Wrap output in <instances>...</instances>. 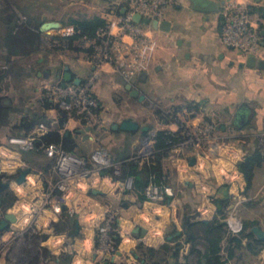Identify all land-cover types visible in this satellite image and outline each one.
<instances>
[{
	"label": "rangeland",
	"instance_id": "1",
	"mask_svg": "<svg viewBox=\"0 0 264 264\" xmlns=\"http://www.w3.org/2000/svg\"><path fill=\"white\" fill-rule=\"evenodd\" d=\"M118 2L119 0H0V71H5L2 78L3 82L0 94L4 99L10 101L8 103L10 105L7 106V118L0 120V147L7 145V138L9 137L7 136L8 131L14 133L16 130H19L18 124L22 117H28L36 112L40 114L39 111L44 109L41 106H44L47 99H55L49 95H52V89L63 81L65 71L72 74L73 80L75 78L80 80L76 88L79 91L85 90L84 96L91 98L96 104L94 107L92 106L94 110L91 111V114L94 118H92L93 121L89 125L91 128L95 130L103 127L109 129L112 124L118 122L122 117H134L141 125L145 126L151 123L150 113L161 110L159 105H162L157 104L156 101L152 102L149 99H144L139 102L137 98H133L130 95V91L125 88L127 79L122 73L117 71L110 61L104 60L107 50L103 42H108L107 38L110 33L115 34L116 32V30H112L111 23L116 17V6ZM12 15L16 16V22L20 27L28 26L29 28L30 26L27 24V20L41 21L42 17L43 19L45 17L44 22H60L61 27L49 29L43 35L37 33V43L35 42L31 46L27 42L24 44L18 43L17 52H11L10 54L7 50L5 54L2 46L4 45V37L7 34L8 24H6V20ZM94 18L105 21V26L97 30L94 38L83 36L72 24L74 21L82 22ZM110 47L111 44L107 48ZM176 49L177 44L172 42L171 50ZM73 80L68 82V84H72ZM259 82V79L252 80L251 89L253 93L250 97L251 99L245 101L246 106L252 111L249 124L244 126V129L235 131L234 137L229 138V136L226 139H219L221 144L230 145L241 152V156L237 159V164L244 161L248 155L253 154L255 150H258L264 155V108H262L264 98L261 96L264 94V88H259ZM144 89L146 95L150 93L147 86H144ZM51 103L54 105L53 101ZM79 103V109L81 110L83 102L79 101ZM261 103L262 106L260 107ZM79 109H75L76 111L73 114L68 115L79 121V115L77 116ZM219 111H221L220 108ZM83 113L85 112L83 111ZM83 113L80 115L81 117H83ZM198 113L195 111L190 121L198 119ZM228 117L229 114L224 115L220 113L215 118V122L223 124V126H228ZM80 122L84 126H88L86 121L84 122L82 120ZM206 123L212 124L208 120L200 118L198 125H204ZM187 124H185L187 126L186 129L191 131L190 124ZM212 125L214 127L216 126L215 124ZM164 130L172 131L175 130V127L169 122ZM250 130H252L251 134L249 133ZM221 134L223 133L221 132ZM148 137H129L127 139L128 142L132 141L134 143L133 148H129L123 147L127 140L123 141L121 138L115 137L107 132L102 134L99 131L97 134L96 131L94 132L93 142H85L83 145L79 144L78 150L75 151L77 154L87 158L93 150L102 149L111 154L112 157H116L115 155L119 150L128 148L130 150L127 153L132 154L131 157H134L141 152H149L146 146ZM41 155L36 152L31 156L24 155L27 165L36 169L42 168L44 165L50 167V161ZM2 159L3 157L0 156V164L3 163ZM34 160H37L39 165H41L39 166ZM155 162L149 165H153ZM257 172L258 175L253 180L252 185L249 187L245 179V188L238 192H233L229 185L220 182L223 187H226L229 198H227V202L221 210L216 205L218 209L217 215L213 221H210L214 222L217 226H221L218 242L220 248V264H264V241H259L252 233L254 226H258L264 230V168H261ZM166 174L169 180L167 179L168 182L163 181L164 185L170 186L173 189L183 190L181 188L183 174L179 176L178 171L172 166L166 167ZM191 175H195L193 176L194 179L199 178L203 180L201 174H197V176L195 173H189L186 176L192 177ZM214 178V182L216 183L218 179L216 177ZM0 181L6 182L7 176L0 175ZM200 190L202 193L190 195L194 208L193 211L200 206L202 197L208 195L206 190L202 188ZM6 194L7 203H11L12 206L15 205L18 201V193L15 194L12 190H9ZM125 195L127 194H123V197L121 196L118 199L114 196L111 197V195L105 198L107 208H104L108 211V214L114 216L111 220V231L117 229L115 226L117 219L126 216L129 218L127 219L129 223L137 222L138 225L150 229L153 234H151L150 238L140 243L139 247H136V253L140 256L139 261H135L130 256L132 260L126 258L122 264H141L140 259L145 260L144 264L148 262L150 264H164L161 261L164 256V246L170 247V243L165 239V234L168 232L166 227L169 225L170 218L163 211L164 199L161 201H150L151 204L149 206L155 208V212H150L152 216H147V214L141 217L137 216L134 206H126H129L128 209L134 208L131 210L123 208L122 203L127 202V199L124 197ZM117 206L121 210L123 209V212L119 211L117 213L115 209ZM94 209L100 208L96 207ZM132 210H135V212ZM132 212L135 214H132ZM187 212L190 213L188 215H193L191 210ZM178 213V220H180V212ZM188 215V219L191 220L193 217L190 218ZM157 216L163 219L166 218V220L164 219L157 223ZM196 219L201 220L202 217H195L192 220ZM152 222H156V226L158 227L153 228L151 226L153 224ZM94 223L96 224L98 222ZM195 230L197 234L194 248H190L186 242V247H181L175 259L176 264H203V255L207 252L208 241L201 229L197 228ZM11 234V231L8 232V230L0 233V264H17V261H12L9 257L8 251L10 245L7 242L12 238ZM40 235L30 237L29 234H23L25 238L24 242L31 239L35 244L34 248H36V251L33 258L29 260H25L22 256L19 258L20 260L17 259L20 261V264H52L51 262H55L56 259L60 260L61 263L59 264H74L75 259L73 257L67 260L68 257L66 258L65 255H62L63 253L59 254L54 248L48 247L47 241L43 240L40 243V237H43ZM83 235L81 233L79 236L69 237V239L75 242V239H82L84 237ZM112 236L113 231L108 235L109 240L107 245L109 248L103 249L101 248L102 237L96 234L94 238L95 250L93 251L96 256L103 257L110 255L111 257H117L116 252L120 250L122 238L120 239V235L117 234V242H115ZM160 236L162 238L161 242L156 243L155 238ZM235 240H238L239 244ZM150 249L154 251L152 257L148 255L151 251ZM143 252L144 254H142Z\"/></svg>",
	"mask_w": 264,
	"mask_h": 264
},
{
	"label": "crops",
	"instance_id": "2",
	"mask_svg": "<svg viewBox=\"0 0 264 264\" xmlns=\"http://www.w3.org/2000/svg\"><path fill=\"white\" fill-rule=\"evenodd\" d=\"M231 5H243L247 8L254 29L264 40V0H171V5L166 14V20L171 22L170 31L164 32L151 28V33L156 39L158 48L149 69L145 73L126 81V84L130 83L134 89H137L140 94H143L145 99H149L152 102L156 101L157 104H161L162 106L159 105L161 110L150 113L151 123L147 125L148 130L146 132L140 130L135 132H124L113 128L115 123H119L124 118L132 117L120 118V120L112 124L109 129L103 127L99 130H95L94 128H89V130H87V126H84L83 123L73 117H69L67 114L66 119L69 123L65 135L71 136L75 142L76 147L73 153H76L75 150H78L79 144L83 145L85 142H93L94 132L96 131L97 134L99 131L102 132V134L105 132L110 133L115 137L121 138L123 141L134 136H149L146 146L148 151H155V134L159 130L166 129L167 126V121L164 119L163 115L167 111L184 106L193 108L196 112H199L197 116L199 118L189 122L191 128L200 123V118L208 120L216 125V132L219 139H226L229 136V138H232L234 137L235 131L244 129V126L249 124V119L252 115L251 109L245 104L246 100L249 101L251 99L250 97L253 93L251 89L252 80L259 79V88H264V41L260 54L256 56L257 63L254 65L248 64L249 57H244L241 53L225 48L222 45L220 34L223 13ZM41 22L44 23L43 17L41 18ZM172 42L177 44L176 50H171ZM171 51L173 52L171 53ZM259 62H263V65H260ZM144 86H147L150 90V93L147 95L144 93ZM263 95L261 96L264 98ZM133 98L138 99V97ZM9 102L10 101H7V106L10 105H8ZM261 106L262 103L260 107ZM41 107L44 109L42 108L43 110L39 111L40 114L36 112L28 117H22L18 124L19 130H16L14 133L8 131L7 136L14 134H29L41 122H47L56 117L60 118L61 111L57 109L56 106L52 105L46 107L44 105ZM219 108L221 111H219ZM262 108H264V105ZM220 113L224 115L229 114L227 118L228 126H223V124L215 122V118L218 117ZM244 114L245 116L241 117V115ZM132 119L137 121L134 117ZM137 122L139 123V121ZM139 124L140 126H145L141 125V123ZM221 132L223 134H221ZM249 133L251 134L252 130H250ZM124 144L123 147L129 148H133L134 145L132 141L128 142V140ZM128 150L130 149L123 148L116 153V157H113L116 161L124 162V167L127 170L129 164L126 163V160L132 155L127 153ZM35 152L41 155L38 151H32L31 154L26 153L25 156L27 154L30 156L34 155ZM239 155L241 156L240 151ZM34 162L39 165L37 160H34ZM153 166H155V175H158L160 179L165 182L169 180L166 174V167L172 166L176 169V167L171 164L168 156L160 153L157 155L156 162ZM50 168L51 163L50 167L44 165V167L38 168L37 170L48 172ZM262 168H264V165ZM258 170H261V168L255 171V178L258 175ZM177 171L179 176L183 174L181 178V188H183V190L172 188L174 197L165 198L163 207L164 213H167L168 218H170L169 225L166 227L168 232L165 234V239L170 243V247L172 248L169 264H176L175 259L172 258L173 252L180 251L181 247H186L185 243L188 239L187 224L196 223L198 221L202 222L203 220L210 223V221L215 219L218 212L215 201L229 198L226 187H223L218 180V182L216 181L215 183V178L210 173L205 172L201 174L203 180H200L199 178L194 179L193 176L195 175H191L192 177L186 176L189 173L198 174L195 172L193 166H189L185 171ZM141 175L144 182L151 180L146 172ZM50 176L51 175L47 173L46 178H52ZM206 182L208 183L205 184ZM172 186L174 187V185ZM245 186V177L243 175V180H240L237 186H230V188L233 192H238L243 190ZM200 188L206 190L208 195H202L200 206L193 211L194 208L190 195L202 193ZM123 194L119 186L105 182L98 184L97 187L91 191L90 201L93 203L92 206H94V208L99 207L101 209H97L101 214L106 212L105 208L107 207L105 205V198L111 195V197L114 196L118 199L121 198V196L123 197ZM124 197L127 199V202L122 203L123 208L128 209L129 206H134L137 216L142 217L147 214V216H152L150 212H155V208L149 206L151 203L144 200L141 191L137 189ZM127 205L129 206L126 207ZM184 208H186V212ZM115 209L117 213L123 210L118 208V206L115 207ZM188 210L193 212L192 216L188 215L190 214L187 212ZM199 210L202 212L200 216L202 219L192 220L198 217L197 212ZM132 211L135 212V210ZM178 212H180V220H178ZM132 214L135 213L132 212ZM187 215L193 218L190 220ZM127 219L129 218L126 216L117 219L115 224L117 229L112 230L114 238L117 239V234L120 235V239L122 238L120 250L116 252L117 257H111L110 255L98 257L93 253L95 250L94 238L96 236V230L93 226L95 221L89 217H69L64 213L60 218L53 221L50 229H47L45 226L48 223L47 218L43 217L40 219V230L37 231L38 233L33 235L29 234V236L37 237L41 234L40 236L43 237H40V243H42L43 240L47 241L48 247L54 248L59 254L63 253L62 255H65L66 258L68 257L67 260L73 257L75 259L73 262L74 264H122L126 258L130 260L133 258L135 261H139L140 256L136 253V247H139L140 243L150 238L153 232L146 227L138 225L137 222L129 223ZM157 219V223L161 220H166V218L163 219L159 216H157ZM98 220L99 219L96 221ZM152 223L151 226L153 228L158 227L156 226V222ZM9 225L12 229H15V233L20 231L19 233L17 232L16 237L12 241V250L8 251L10 253V259L12 261H17L22 255V248H28L29 244L34 248L35 244L31 239L28 240V242H30L28 244L26 241L24 242L25 238L23 234L28 233H23L19 223L17 224L15 222ZM10 227L8 226L7 230ZM142 230H145L144 234H142ZM81 233L82 235L84 234L82 239H75V242L69 239V237H76ZM155 239L156 243H160L162 238L160 236ZM142 254H144V252ZM130 256H132V258H130ZM144 262V259H140L141 264H144ZM51 263L59 264L61 262L59 259H56L55 262Z\"/></svg>",
	"mask_w": 264,
	"mask_h": 264
},
{
	"label": "built area",
	"instance_id": "3",
	"mask_svg": "<svg viewBox=\"0 0 264 264\" xmlns=\"http://www.w3.org/2000/svg\"><path fill=\"white\" fill-rule=\"evenodd\" d=\"M170 5L171 0H119L117 3L116 17L111 23L112 30L116 32L110 33L108 42H103L107 50L104 60L110 61L127 80L145 73L157 50L151 27L134 23L132 17L138 14L142 18L163 21L166 20ZM124 9L125 12L122 13ZM220 36L225 48L237 51L244 57L258 56L264 41L254 29L248 10L243 5H231L223 13ZM110 44L111 47L107 48ZM61 83L52 89V95L49 96L55 99L49 101H53L57 109L67 114H73L75 109H79V101H82L83 107L78 110L77 116L79 115V121H86L87 127L91 128L89 125L94 118L91 111L94 110L95 102L91 98H86L85 90L79 91L76 88L77 84L67 82L63 86ZM82 113L83 117L80 116ZM194 113L195 109L186 106L165 112L164 119L175 127V130L167 131L176 141L171 142L163 151L141 152L130 157L126 163L149 165L156 161L160 153L167 155L177 170L185 171L189 168L188 159L194 157L195 172L198 174L208 172L223 184L237 186L238 182L243 180V173L237 164L239 151L230 145L221 144L212 124L196 125L188 131L185 124L188 125ZM68 123L67 119L61 121L58 117L52 118L38 124L29 134L10 135L7 138V145L0 147V156L3 157L0 175L7 176V181L3 183H7V191L18 193L15 205L3 211L0 208V219L5 213H13L23 233L33 235L40 230V219L43 217L47 218L48 223L45 225L47 229H50L53 221L64 213L69 217H89L98 222L94 223V228L96 234L102 237L101 248L107 249L108 235L112 232L111 220L114 216L108 214V211L97 213V209H94L90 201L91 191L98 184L106 182L119 186L122 193L129 194L135 190V178L125 169L124 162L114 160L105 150H93L85 158L66 150L61 144H40L42 137L50 132L65 134ZM36 148L50 161V171L44 172L27 165L24 155L36 151ZM174 151L176 155L173 154ZM25 169H28L29 173L24 182L17 183L16 178ZM47 173L52 178H46ZM141 193L147 202L174 197V191L170 186L158 184L152 179L143 186ZM197 214L200 217L202 212L199 210ZM97 219L99 220L96 221ZM9 231L12 238L7 244L10 245L9 250H12L11 244L17 232L15 233V229L11 227ZM21 251L22 258L29 260L33 258L29 253H35L36 250L29 244L28 248H22Z\"/></svg>",
	"mask_w": 264,
	"mask_h": 264
},
{
	"label": "trees",
	"instance_id": "4",
	"mask_svg": "<svg viewBox=\"0 0 264 264\" xmlns=\"http://www.w3.org/2000/svg\"><path fill=\"white\" fill-rule=\"evenodd\" d=\"M73 26L76 27L77 30H79V33L82 34L83 36H88L90 38H94L96 35V32L98 29L103 28L105 26V21L99 18H94L92 20H87V21H74L72 22ZM8 24V26H10ZM18 43L20 42H13L11 45L8 44L7 42V50L8 52H17L18 51ZM12 50H11V49ZM91 51V50H90ZM46 107H49L52 105V103L47 99V101L44 103ZM97 110V109H95ZM164 116V115H163ZM67 118V113L62 112L60 114V120L63 121ZM116 132V131H115ZM155 144H154V149L156 151H163L166 149L171 142H175L176 139L173 137L172 134H170L167 130H159L155 134ZM43 143H56V144H61L63 148L70 152H74V148L76 147L74 140L72 139L71 136H66L65 134L61 135L57 131L50 132L46 134L44 137H42L40 144ZM39 150L36 148V151ZM28 154H31L28 153ZM27 154V155H28ZM264 165V155L259 152L258 150H255L253 154L248 155L244 161H242L239 164V170L243 173L248 186L250 187L252 185V182L255 178V171L259 168H262ZM128 173L133 175L135 178V189L141 191L143 186L148 182H144L142 179V173L146 172L150 178L158 183V184H163V181L160 179L158 175H155V166L153 165H144L143 167L139 166L138 164L130 163L128 165ZM153 176V178H152ZM6 195V196H5ZM3 196V201H1L0 206L3 208H9L12 207L11 203H7V194ZM216 205L219 210L224 208L227 198L219 199L216 200ZM201 229L202 232L205 234L206 239H207V252L206 254L203 255V264H220V257H219V237L221 233V226H217L214 224V222H210L208 224L202 223V222H196V223H188L187 224V232H188V239H187V244L189 245L190 248H194V245L196 243V230L195 229ZM2 231H0L1 233ZM112 239L117 242V239L112 236ZM237 243L239 242L238 240ZM262 242V241H261ZM239 244V243H238ZM171 247L164 246V256L162 257L161 261L164 264H169L170 260V252H171ZM151 251L148 253L149 257H152L154 251L153 249H150ZM179 251L173 252V257L176 259L178 256ZM147 264H150L149 262ZM152 264V263H151Z\"/></svg>",
	"mask_w": 264,
	"mask_h": 264
},
{
	"label": "water",
	"instance_id": "5",
	"mask_svg": "<svg viewBox=\"0 0 264 264\" xmlns=\"http://www.w3.org/2000/svg\"><path fill=\"white\" fill-rule=\"evenodd\" d=\"M125 12V9L122 10V13ZM45 20V17H44ZM132 21L134 23L137 24H143L145 26H149L154 30H161L164 32H169L171 29V22L168 20H163V21H158V20H150L148 18H142L140 15L135 14L132 17ZM61 24L60 22L57 21H50V22H44L41 26V30L42 31H46L49 29H57L60 28ZM257 63V58L255 56H250L248 59V64L250 65H254ZM260 65H263V62H259ZM72 79V74L68 71L64 72L63 75V82L61 83L63 86L67 83L70 82ZM74 84H79L80 80L78 78H75L73 80ZM126 90L130 91V95L133 97H138L139 101H142L145 99V96L143 94H140L139 91L137 89H134L132 87V85L130 83H127L125 85ZM245 116L241 115V117ZM114 129L116 130H120V131H124V132H135V131H142V132H146L148 130L147 126H140V124L133 120L132 118H124L122 119L119 123H115L113 126ZM87 130H89V127L87 128ZM83 133V132H82ZM195 158L194 157H190L188 159V165L189 166H194L195 165ZM29 173L28 169H25L23 171H21L20 175L16 178V182L17 183H22L25 180L26 175ZM8 187L7 183H2L0 182V192L3 191L4 189H6ZM94 193H98V192H94ZM16 222V216L13 213H5L3 215V218L0 220V230H4L5 228H7L9 226V224L11 223H15ZM203 223L207 224L208 221L203 220ZM145 233V230H142V234ZM252 233L256 236V238L259 241H264V230H262L260 227L258 226H254L252 228ZM170 239V238H168ZM20 261L17 260V264Z\"/></svg>",
	"mask_w": 264,
	"mask_h": 264
},
{
	"label": "flooded vegetation",
	"instance_id": "6",
	"mask_svg": "<svg viewBox=\"0 0 264 264\" xmlns=\"http://www.w3.org/2000/svg\"><path fill=\"white\" fill-rule=\"evenodd\" d=\"M10 23H11V25L7 26V34L4 37V42H3L4 45L2 46L4 48L5 54L7 53V47H8L7 46V42H8L9 45H11L13 42H20V43H23V44L25 42H27L31 46V45L35 44V42H36V40L38 38L37 33L38 34L41 33L43 35V33L47 31V30L46 31H42L41 30V26L43 24V22H41V21L27 20V24L30 27L29 28H28V26L20 27V25L18 26V24L16 22V16H14V15L10 16L6 20V24H10ZM33 29H35V30H33ZM11 52H9V53L11 54ZM4 72L0 71V92H1V89H2V82H3L2 78L4 76ZM6 118H7V99H4V97L0 94V120L1 119H6ZM6 193H7V188L0 192V204H1V201H3V199H4L3 196ZM0 208L2 209V211L7 209V208H3V206L2 207L0 206ZM2 218H3V216H1V219ZM5 230H7V228L2 230V232H4ZM34 254H35L34 252H30L29 256L33 257Z\"/></svg>",
	"mask_w": 264,
	"mask_h": 264
}]
</instances>
